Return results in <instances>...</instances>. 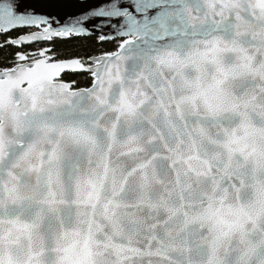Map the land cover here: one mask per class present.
Returning <instances> with one entry per match:
<instances>
[{
  "label": "clouds",
  "instance_id": "9594fccd",
  "mask_svg": "<svg viewBox=\"0 0 264 264\" xmlns=\"http://www.w3.org/2000/svg\"><path fill=\"white\" fill-rule=\"evenodd\" d=\"M88 82L0 75V264H264V0H161Z\"/></svg>",
  "mask_w": 264,
  "mask_h": 264
},
{
  "label": "snow or ice",
  "instance_id": "6c2138e0",
  "mask_svg": "<svg viewBox=\"0 0 264 264\" xmlns=\"http://www.w3.org/2000/svg\"><path fill=\"white\" fill-rule=\"evenodd\" d=\"M161 0H0V48H11L8 66L0 67V75L9 76L33 57L31 73L25 81L58 79L67 71L87 72L92 76L113 52H133L143 41L155 39V29L167 28ZM45 9L59 10L57 14ZM20 31L13 35L14 30ZM107 30V31H106ZM103 44L112 42L115 50L93 49L99 54L87 59H59L55 52L58 39L92 38ZM52 47H41L49 45ZM33 45H36L33 48ZM62 81V80H61ZM5 81L0 79V85ZM74 82L62 81L70 88ZM4 90L0 87V101Z\"/></svg>",
  "mask_w": 264,
  "mask_h": 264
},
{
  "label": "trees",
  "instance_id": "16d2710c",
  "mask_svg": "<svg viewBox=\"0 0 264 264\" xmlns=\"http://www.w3.org/2000/svg\"><path fill=\"white\" fill-rule=\"evenodd\" d=\"M44 46L52 47L51 44L41 45V47ZM35 47L36 45H33V48ZM93 49L114 50V46L112 42H105L103 44L96 43L95 36L92 38H81L78 41L75 39H58L55 42V52L50 53V55L54 54L59 59H72L77 57L87 59L89 55L99 54L98 52H94ZM11 59L12 49L0 48V67L8 66V62ZM62 79L65 82H74L73 85L79 84L83 86L88 82L90 76L88 73H66Z\"/></svg>",
  "mask_w": 264,
  "mask_h": 264
},
{
  "label": "water",
  "instance_id": "95a60500",
  "mask_svg": "<svg viewBox=\"0 0 264 264\" xmlns=\"http://www.w3.org/2000/svg\"><path fill=\"white\" fill-rule=\"evenodd\" d=\"M27 2L31 3V2H34V0H27ZM45 11H49V12H52L53 14H57L59 10H56V9H45ZM107 31V30H106ZM96 34H94L95 36ZM65 73H70V74H75V73H71V72H65ZM64 73V74H65ZM77 73H87V72H77ZM89 74V73H88ZM90 76V74H89Z\"/></svg>",
  "mask_w": 264,
  "mask_h": 264
},
{
  "label": "flooded vegetation",
  "instance_id": "af4514ba",
  "mask_svg": "<svg viewBox=\"0 0 264 264\" xmlns=\"http://www.w3.org/2000/svg\"><path fill=\"white\" fill-rule=\"evenodd\" d=\"M20 31H28V29L14 30L13 35H18ZM114 50H115V49H114ZM65 74H66V73H65ZM63 75H64V74H63ZM63 75H62V77H63ZM62 77H61L60 79H61L62 81H64V80L62 79Z\"/></svg>",
  "mask_w": 264,
  "mask_h": 264
}]
</instances>
